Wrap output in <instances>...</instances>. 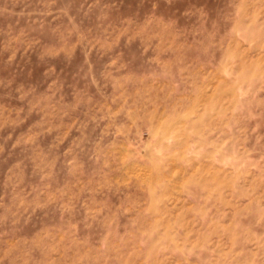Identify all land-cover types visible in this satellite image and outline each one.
<instances>
[{"label": "rangeland", "instance_id": "374dc122", "mask_svg": "<svg viewBox=\"0 0 264 264\" xmlns=\"http://www.w3.org/2000/svg\"><path fill=\"white\" fill-rule=\"evenodd\" d=\"M0 264H264V0H0Z\"/></svg>", "mask_w": 264, "mask_h": 264}]
</instances>
